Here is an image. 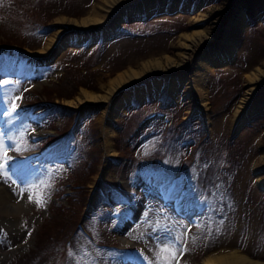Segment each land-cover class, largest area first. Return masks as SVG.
Here are the masks:
<instances>
[{"label": "rangeland", "instance_id": "rangeland-1", "mask_svg": "<svg viewBox=\"0 0 264 264\" xmlns=\"http://www.w3.org/2000/svg\"><path fill=\"white\" fill-rule=\"evenodd\" d=\"M179 1L175 9L174 0H153L149 15L120 13L105 21L111 31L103 39L95 36L101 29L60 23L79 22L96 7L102 18L103 0H0V79L10 82L0 87V112L21 97L14 101L19 116L2 120L4 142L22 157L62 139L35 161L29 178H0L8 200L0 198V264H156L163 244L175 251L167 254L171 264H202L224 251L264 263V79L255 84L242 123L234 122L247 74L264 63V0ZM200 30L213 45L204 39L189 50L180 46L183 35ZM59 31L53 58L35 77L29 67L15 68V61L43 50ZM223 40L232 55L206 73L205 114L186 85L168 92L176 71L151 79L160 88L147 96L134 90L149 82L119 90L102 104L119 103L124 91L130 95L109 117L110 153L103 146L102 107L86 105L79 112L80 106L67 104L80 91L101 93L118 73L162 62L165 55L183 60L185 78L196 76L199 54L222 48ZM44 99L54 104L34 113L33 104ZM151 112L162 118L139 125ZM37 128L56 135L28 141L26 132ZM72 185L69 207L63 202ZM39 192L43 206L28 200Z\"/></svg>", "mask_w": 264, "mask_h": 264}, {"label": "bare ground", "instance_id": "bare-ground-1", "mask_svg": "<svg viewBox=\"0 0 264 264\" xmlns=\"http://www.w3.org/2000/svg\"><path fill=\"white\" fill-rule=\"evenodd\" d=\"M105 5L101 8L105 15L100 18L98 16L99 9L93 8L92 14L79 22L77 21H70V20H61L60 23L64 26V28H71V29H78V30H92V29H101L99 30L101 33V36H103V39L109 36L110 30L106 29L105 24L108 19L119 15L120 13L129 15L130 17L140 14V12H145L147 15L151 13V8L153 4V0H103ZM179 0H174L173 7L175 9H178L179 7ZM123 8V9H122ZM165 11V10H164ZM111 14V16H109ZM109 16V17H108ZM240 16L242 19L240 22H243L245 20V14L240 12ZM239 22V21H238ZM245 26V24L243 25ZM63 29V28H62ZM103 29V30H102ZM60 30V29H59ZM96 32V31H95ZM63 33L61 31L56 34L55 37H53L46 45V47L43 48V50L38 52H29L28 57H30L28 63L35 65L37 67H41L43 62L47 63L51 61L54 55L53 50V44L55 41L59 38V35ZM95 33L96 37H99ZM82 34H85L84 32H81L78 36L70 37V40L76 41L77 38H81ZM65 37H63L64 39ZM209 41L210 45H213L214 43H211L209 40V37H207V33L204 30L197 31L193 34H186L183 35L182 45L185 49H190L191 46L196 45L197 43L203 42V40ZM208 42V43H209ZM225 41L223 40V43L221 42V47L213 48L212 51L205 50L202 53L199 54L197 57V60L195 62L197 73L196 76L191 75L189 78H185V75L183 71L181 70V66L183 65V60L179 61L176 60L170 56L165 55L163 57V61L161 62L158 59L149 60L146 62L140 63L138 68L135 69H128L126 71H123L121 73H118L115 77H113L108 85L106 86L105 91H102L101 93H92L88 91H80L78 97L74 99V101H68L67 104L70 105H78L79 112L83 111L85 109L86 105H95L99 106L100 104H106L111 101V96L115 94V92H118L119 90H124L123 88H129L130 86H136V85H143L144 83L149 82L151 79L159 76V74L168 73L170 71H176L178 72V76L176 77H170L167 84V90L170 94H174L178 90L179 84L186 85L193 95V98L196 100V103H198V108L201 111V113L205 114L206 110V73L208 71H211L213 68V65L219 64V62L227 60V58L231 57V50L227 51L223 44ZM182 59L185 58V53H179L178 54ZM230 55V56H229ZM17 66H21V64L16 63ZM37 71V68H36ZM247 89L242 96V98L239 100L238 105L235 109V118L234 122L236 123H242L243 117L246 115L247 109L249 108L250 100L252 96L254 95V92L256 90V83H261V81L264 79V63L261 64L258 67H255L252 71H250L247 74ZM126 88V89H127ZM160 88V82L158 81H152L147 83L146 85H143L141 87H136L134 90V93H139L137 96L140 97L142 94H145V96L149 95L152 91L159 90ZM126 92L123 98H117L119 103L116 101L112 102L113 104L111 107L107 106L103 110V114L101 115V122H102V133L104 136V139L106 137H111L113 135L111 126L109 125V121L111 116L115 115V112H118V110H122L124 107L123 104L127 103L126 101L129 100V93ZM123 92V93H124ZM123 102V103H122ZM109 104V105H111ZM121 112V111H120ZM110 139V138H109ZM103 146L105 151L109 152L111 151V146L109 144V141L107 139L104 140ZM0 191V198L8 203V200L6 199V194L3 190V188ZM8 198V197H7ZM9 199V198H8ZM11 199V198H10ZM10 203V202H9ZM4 204V203H2ZM202 264H264L262 262H258L255 260L249 259L244 254L238 252V251H230V252H217L209 254L204 260Z\"/></svg>", "mask_w": 264, "mask_h": 264}, {"label": "snow or ice", "instance_id": "snow-or-ice-1", "mask_svg": "<svg viewBox=\"0 0 264 264\" xmlns=\"http://www.w3.org/2000/svg\"><path fill=\"white\" fill-rule=\"evenodd\" d=\"M10 82L8 80L0 79V87L8 85ZM21 99V97L17 96L13 98V101ZM19 104L13 102L11 107L6 109L5 115L9 117H18L19 116ZM12 121L10 120L9 123ZM11 139V137H9ZM14 147V146H13ZM9 146H7L3 139V133H0V178H3L5 183L8 182L12 178L11 175V166L10 162L13 160V157L9 155ZM15 151H20L19 147H15ZM15 183V181H13ZM37 190H39V185L34 186ZM29 202H34L37 206H43L46 202L43 192H39L38 196H34L32 193L28 195ZM30 235V233H29ZM161 254H166L163 258H161ZM167 254H170L172 257L175 256V251L172 249L170 244H163L157 253V261L156 264H171V260L167 258Z\"/></svg>", "mask_w": 264, "mask_h": 264}, {"label": "trees", "instance_id": "trees-1", "mask_svg": "<svg viewBox=\"0 0 264 264\" xmlns=\"http://www.w3.org/2000/svg\"><path fill=\"white\" fill-rule=\"evenodd\" d=\"M33 11V10H32ZM34 21V20H33ZM70 195H68L67 196V198H66V201H65V204L67 205V206H69L70 207V204H68L69 202H68V197H69ZM68 202V203H67ZM61 204V207L63 206V203H60Z\"/></svg>", "mask_w": 264, "mask_h": 264}]
</instances>
